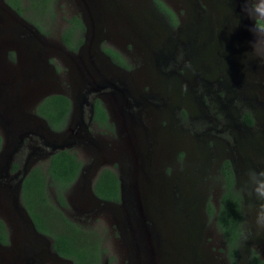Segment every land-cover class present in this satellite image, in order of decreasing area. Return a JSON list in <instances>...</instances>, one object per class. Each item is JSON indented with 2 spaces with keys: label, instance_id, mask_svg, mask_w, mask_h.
Returning a JSON list of instances; mask_svg holds the SVG:
<instances>
[{
  "label": "rangeland",
  "instance_id": "rangeland-1",
  "mask_svg": "<svg viewBox=\"0 0 264 264\" xmlns=\"http://www.w3.org/2000/svg\"><path fill=\"white\" fill-rule=\"evenodd\" d=\"M99 1L103 3V0H97V2ZM142 1L144 5H141ZM149 1L131 0L129 3L130 1L126 0H116L109 8H104L105 3L98 6L94 0H56L53 6V18L46 17L42 22L37 21L40 16L35 12L31 14L28 11L24 12L22 16L16 17L17 23L13 16L5 14L2 15V18L6 29L10 30L16 27L19 33L14 37L10 36L5 27H2L0 42H37V44L47 45L48 50H59L58 35L70 15L66 6L71 5L72 8L77 7L78 13L81 14L77 15L81 16L84 24L85 44L90 47L96 42L124 44L138 58H134L132 67L135 70V67L140 68V65H143L144 61H139L140 55L143 58V48L148 49L149 44L146 42L142 26L148 22L152 23V26L158 25V23L163 24L155 11L151 10ZM175 1L179 6H182L181 13L186 12L187 7L192 10L191 2L194 0ZM135 2L137 3L135 4ZM200 2L206 11L202 23L197 24L196 29L202 33L204 39L201 42H196L198 50L190 59H193L196 68L202 73L216 67L224 72H241L245 66L244 61L248 60L249 43L256 40L253 31L248 27L250 21L245 20L247 29L245 28L231 37H223L221 33H218V19L223 12L221 0H200ZM115 4L119 7L114 10L112 6ZM255 6L256 15L264 13V0H258ZM34 23H37L39 28ZM33 28L40 35L36 34ZM128 33L131 35L126 36ZM234 42L236 44H233ZM92 50L95 51V47H92ZM12 52L9 62H4L14 72H18L15 76H20L31 64L29 62L30 52L25 49L21 50L23 54L21 64H18L14 49ZM77 55L75 53L67 55L64 58L65 61L62 58L63 62L55 54L52 53L50 56V52H44L45 57L43 58L48 59L55 66L57 73V76H54L55 87L65 85L68 90H72ZM92 58L94 57L92 56ZM89 60L90 56L86 58L87 62ZM199 64L202 66L198 67ZM141 80L144 84L139 85L140 89L143 87L144 90H147L149 87H153L161 90L165 87L166 95L171 93L169 96L172 104L179 107L178 112L175 109L176 112L173 114L175 117L192 112L191 98L188 97L185 85L180 87L174 80H163L156 74L153 76L150 71H147L146 75H142ZM24 90L28 94L31 89L24 88ZM23 112L30 111L28 108H24ZM110 118L113 123L111 134L104 135L102 132L89 129L94 138V145L90 144L88 150L80 144L70 148L81 161L85 170L83 176L78 177L65 192L66 206L61 208V212L67 219L82 228L93 230L98 235L99 248L101 249L100 263L229 264L223 251V239L216 227L214 214L208 216L205 211L207 202L211 203L213 207L216 206L221 192L217 189L218 180L210 169L208 149L204 143L185 129L186 122L184 120H182V125L179 124L181 121L176 123L174 116L173 118L168 115L154 119H142V124L151 128L155 135L149 137H146L147 133L144 134L143 128L136 127L132 132L130 127L129 130L128 127L125 129L121 125L123 121L118 115H116L115 121L112 116ZM2 144L3 141L0 142V149ZM248 144V147L253 151L264 152V145L255 139H251ZM148 150L151 152L148 153ZM23 158L24 154L14 156L13 162L17 163V170L21 169ZM46 163L47 159L32 155L28 167L30 169L37 166L44 171ZM94 163L97 166L90 169ZM104 167L110 168L121 179L123 194L129 184L134 188L132 191H136L137 199H134L133 203L137 204L138 201V204L142 205L145 216V220L141 224L143 227H150L153 222L159 230L157 237L159 236L160 242L156 252L150 253L146 249L150 250V247L154 246L151 237L139 240L130 236V233L122 227L123 208L121 205L108 204L104 207L91 202L86 184L89 185L96 177L97 171ZM46 194L53 201L52 188L46 187ZM131 200V198L127 200L128 205L132 203ZM19 201L21 203L20 196ZM248 204L249 202H246L243 206L245 213L248 212ZM35 209H37L36 205ZM257 211L255 208L251 218L247 215L244 220L240 250L234 264H247L248 252L252 251L264 262V224H257ZM4 213L10 217L14 216L10 206L4 208ZM14 221L19 220L15 218ZM7 229L12 230L9 227ZM18 247L19 244L16 245L15 242L7 246L4 257L7 262L9 261V264H16L15 258L23 253V250ZM44 262L45 264H69L55 258L50 260L47 258Z\"/></svg>",
  "mask_w": 264,
  "mask_h": 264
},
{
  "label": "flooded vegetation",
  "instance_id": "flooded-vegetation-1",
  "mask_svg": "<svg viewBox=\"0 0 264 264\" xmlns=\"http://www.w3.org/2000/svg\"><path fill=\"white\" fill-rule=\"evenodd\" d=\"M115 1L116 0H106L105 2L111 4ZM126 1H130L129 3H131V0ZM155 1L163 4L170 11L171 16L169 17L167 14L159 11L155 5ZM257 1L258 0H250V3L255 4ZM23 2L24 0H19V3L25 5ZM149 2L150 7L154 9L158 18L167 28L166 35L159 42H172V46H165L169 48V51L167 48L162 49L163 59H161L162 65H160L159 70L162 73H175L180 79H183L182 77H186V81L188 82L190 90L194 96L195 105L197 106L196 111H192L191 113H187L183 116H178L177 113L178 117H175L174 115V119L176 123L181 121L179 123L180 125H182V120H184L186 122L185 129L190 131L195 138L200 139V141H202L208 149L209 165L211 164L210 169L213 171L216 179L218 180L217 189L220 190V192L222 191L224 182L222 165L224 162L229 164L232 172L233 187L238 191L241 197L240 213L242 214L243 234L244 220L247 215L251 218L255 208L257 210L264 209V202L256 200L251 194V184L249 182V177L252 173H256L258 178L264 179V177L260 176L261 173H264V152L253 151L250 147H248V142L251 139H255L258 143L264 145V64H262V62H264V35H259L258 39L254 40L256 52H253V42L249 43V48L247 50L248 60L244 61V58L243 61L245 66L241 72L226 73L216 67L214 69L208 68L209 70L202 73V76L194 75V73L188 69L189 67H187V62L189 60L191 61L190 58H193L195 55L192 45L196 42H201L204 39L202 38V33H199L196 29V25L202 23V18L206 11L204 6L201 4L200 0H194L191 2L192 10L190 7L189 9L187 7V11L181 13L180 8L182 6H179L175 0H150ZM136 3L137 2H135V4ZM138 3L140 4V1H138ZM110 4H106V6ZM235 4H237V7L233 9L232 12L239 14L234 17L230 16L229 19H227L224 14L230 13L231 11L226 6V0H221L223 12H221L218 19V33H221L223 37H231L243 29H247L245 20L248 22L250 21V29L252 30L253 28L252 20L248 18L244 11H242L243 7L247 8L250 12H252V9L248 4L244 3V0H236ZM2 5L4 7H8V9L16 16H19L5 2V0H0V7ZM141 5H144L143 1ZM66 9L68 13H70L68 18L73 15L80 14L78 13L79 9H77V7L72 8V6L69 5L66 6ZM254 14H256V11ZM80 15H77V17L81 22L82 29L77 30V28L72 26L70 27L71 30L69 35L72 41L75 43L77 37L81 38L80 43L76 45L74 50L67 48V46L61 41V29L58 35L60 49L52 51L51 49L48 50V48L44 47L41 51L44 52L45 50V53L50 52V56L53 53L63 61L65 56L74 53L79 54L81 51H84L88 56H91L90 53L93 51L92 47H95V51L98 50V52L103 56L108 57L112 66H116V68L122 73H127L133 70L134 67L132 66H134V58H136V55H133L124 44L122 45L118 42H96V46L92 47L85 44L83 38L84 24ZM0 22L3 21L0 19ZM64 25L63 29L67 26V23L65 22ZM233 44H236V42ZM104 48H109L118 53L125 61L128 68H124L112 61L111 58L103 51ZM158 48L159 47H156V50H158ZM12 49L13 48L9 45L6 46L4 42H0V54L3 55L4 61L9 62V54H13ZM143 60L145 59L140 55L139 61ZM45 61L47 62V65L51 67L55 76H57L54 64H52L48 59ZM191 62L192 63L190 64L192 66L194 61ZM136 68L137 67H135V69ZM102 76L104 75L101 74L98 78V87L95 89H91L89 87L90 84H88L89 80L87 78H82V76L78 78L79 82L75 89L72 88V90H68L65 85H57L56 91L45 92L44 95L33 105L30 111L37 118L43 120L47 124L42 117L36 114L35 108L46 96L61 94L66 96L70 101V109L64 126L59 130L67 129L72 125L74 126L83 122L87 125L88 130L91 129L96 132H100L92 121L93 102L95 100L100 102L102 108L105 110L107 121L113 124L110 117L112 116L115 121L117 114H114L116 113L117 107L114 106V103L111 100V85H109V80H113L110 82L113 85L121 83L118 78H113V76H106V79ZM106 80H108L107 83H105ZM14 85L18 88L20 82L19 84L14 83ZM154 94L155 93H151L149 89L144 90L143 87L141 88L140 93H126L124 95V101L127 102L128 107L125 110H122L121 114L123 112V116L126 115V117L138 115L139 117L141 116L143 120L153 119L150 114L151 112L148 111V108L141 109V104L136 105V101L137 99H142V101L148 102L153 106L158 104L161 100L163 101L164 97L161 93H158V96H155ZM79 97L80 99H78ZM2 99V95L0 94V100ZM176 111L178 112V109ZM176 111H174L173 114H175ZM19 125L23 127L22 131L25 133L21 135L19 148L13 153V158L14 156L24 154L23 163H25L31 159L32 155L42 159H47L52 153H54L52 152L51 154H48L50 151V147L48 146L49 143L44 137L35 131L34 122L29 118H24L22 115H19L17 120L15 119V122H12V125L10 124L11 129L9 133L6 134V139L11 140L13 138L17 131L16 127ZM180 125L179 127L181 128ZM2 141V138H0V142ZM11 166L7 175L2 179V182L5 184L14 183L20 176L19 174L17 176H13V173H15L17 169L12 170ZM101 169L102 168L97 171L96 175ZM116 177L119 179L117 175ZM246 185L247 190L245 189ZM119 201L120 199L117 202L110 203L115 205L119 203ZM246 202H249L247 213L244 212L243 208ZM0 221L5 227L7 238V242L5 244L0 243V245L8 246L10 244L12 231L7 229L8 226L2 217H0ZM42 237L47 238L52 243V240L49 237L44 234H42ZM250 253L251 252H248L247 255V264H249L248 257ZM57 258L63 263L71 262L69 259L63 258L59 255H57Z\"/></svg>",
  "mask_w": 264,
  "mask_h": 264
},
{
  "label": "water",
  "instance_id": "water-1",
  "mask_svg": "<svg viewBox=\"0 0 264 264\" xmlns=\"http://www.w3.org/2000/svg\"><path fill=\"white\" fill-rule=\"evenodd\" d=\"M94 1L98 6L105 3L104 8H109L110 5L115 3H106V0H103V3L100 1L97 2V0ZM235 1L236 0H226V6L231 11L230 13L224 14L226 15L227 19H229L230 16L234 17L235 15L239 14L232 12L233 9L237 7ZM106 4L110 5L106 6ZM112 7L115 10V8L118 9L119 6L115 4ZM151 10L154 12V9L151 8ZM5 14L13 16L16 20L15 22L17 23L16 17L18 16L12 13L8 9V7H4L2 5L0 7L1 21H3L2 15ZM12 23L14 24L13 21ZM0 25L1 34L2 27H5V25L3 22H0ZM144 25L142 26V28L144 29L143 33L144 36H146V42H148L149 44L148 49L145 50V47L143 48V58L145 60H143L144 63L143 65H140V68H136L135 70L133 69L127 73H122L121 71H119V69L116 68V66H112V63L108 57L103 56L98 51H91L90 60L88 62L86 61V58L89 56L86 52L81 51L77 55V62L74 68L75 76L73 77L71 87L73 89L77 87V84L79 82L78 78L80 76L89 80L88 84H90L89 87L91 89H95L96 87H98L97 80L101 74L104 75L102 77H104L105 79L106 76H113V78H118L121 83H118L117 85H113L112 83H110L113 80H109V85H111V100L113 101L114 106L117 107L115 114L121 117L123 121L121 122V125L125 129L128 127L129 130L130 127V130L132 132L136 129V127L138 129L143 128L144 134L146 135L147 133L146 137H149L155 135L151 131V128H147L142 124L141 116L139 117L138 115H131V117H126V115L123 116V112L121 114V111L125 110L128 107L127 102L124 101V95L126 93H140L141 89L139 88V85L142 86L143 83L141 80V76L146 75L147 71H150L153 76L156 74L163 80H174L180 87H184L185 85L188 97L191 98L193 107L192 111H196L197 106L195 105L194 96L192 91L190 90L188 82L186 81V77H182L183 79H180L175 73H162L159 70L160 65H162L161 59H163L162 49L167 48V50L169 51V48L165 46H172V42H159L166 35L167 28L165 27V25L159 23L155 26H152V23L149 22ZM248 27L250 28V24H248ZM33 29L36 34L40 35V33L35 28ZM5 30H7L6 27ZM7 32L10 36L13 37L15 36V34L17 35L19 33L16 27L15 29L12 28L10 30H7ZM130 35L131 34L128 33L126 36ZM4 44L6 46L9 45L15 50L18 64H21L23 62V54L21 53V50L29 49V62H31V64L22 75L15 76L16 74H18V72H14L13 69H10V66H6L3 55L0 54V94L3 98L2 100H0V133L3 140V144L0 149V212L1 217L6 222L7 226L12 229L10 244L12 242L14 244L15 242L16 245L19 244L18 249L23 250V253L19 254V256L15 258L16 264H44V261L47 258L49 260L51 258L58 259L57 254L52 249V243L47 238L42 237V234L35 229L30 217L19 201L21 182L23 177L29 170L28 164L31 159L28 160V162L23 163L20 170L18 169L15 173H13V176H17L18 174L20 175L14 183L5 184L2 182V179L7 175L10 169L11 163L13 161V153L16 152L19 148L21 135L25 132L22 131L23 127L19 125L16 127V134L12 139L10 138L11 140L6 139L5 136L11 129L10 124L12 125V122H15V119L17 120V117L19 115H22L24 116V118H29L34 122L35 131H37L38 134L44 137L49 143L48 146L50 147V151L48 152V154H51L52 152L58 150L70 149L71 147L77 146L79 144L83 145L84 148L88 150L90 144L94 145V138L90 134L87 125L83 122L74 126L72 125L67 129L52 130L43 120L37 118L30 111L33 105L44 95L45 92L56 91V87L54 84L55 74L53 70H51V67L47 65V62L45 61L46 59L43 58L45 57V50L44 52L41 51L42 48H47V45L41 43L37 44V42L12 41L4 42ZM93 46H96V44H94ZM156 47H159L158 50H156ZM192 47L196 52V43H194ZM92 56L94 58H92ZM191 61H193V59ZM191 61L189 60L187 62V67H189L188 69H190L194 73V75L202 76V72L196 68L195 63H193V65L191 66ZM199 66L202 65L199 64L198 67ZM22 80L23 84L21 85ZM19 82L20 85L17 88L14 83L19 84ZM107 82L108 80L105 81V83ZM24 88H30L31 90L28 94H26V90H24ZM149 91L151 93H155V96H158V93H161L164 97L163 101L161 100L158 104H155L153 106L148 102L142 101V99H137L136 105L141 104V109L148 108V111L151 112L150 114L152 115L153 119L168 115L173 118L175 109L177 110L179 109V107L170 104L172 100L169 94L171 93L166 95L165 90H159L158 88L153 87H149ZM78 99H80V97ZM24 108H28L30 112H23ZM148 146L150 145L148 144ZM95 147L97 149V142ZM149 151L150 150H148V153ZM96 166L97 165L94 163L92 166H90V169L95 168ZM84 170L85 169L82 167L78 177L83 176ZM118 180L120 201L115 205H121V207L123 208V214L121 216L122 227L130 233V236H134L139 240H146L148 239V237H151L152 241L154 242V246L150 247V250L149 248L146 249L150 251V253L154 251L156 252V249L158 248L160 242L159 236L157 237V235L159 234L158 227L150 220L149 221L151 222L152 226L150 225V227H143V225L141 224L145 220V216L142 210L143 207L142 205L138 204V201L136 202L137 204L133 203V200L137 199L136 191H132L134 190V188L130 187L131 184L127 185V189L124 188L125 194L127 195L125 197V194H123L124 190L121 179L119 178ZM86 185L88 186L86 190L88 191L92 203L104 207L108 204H112L110 202L98 199L92 193L91 183H89V185L87 183ZM127 197L132 199V203H130L129 205L127 203V200H129V198L127 199ZM7 206H10V209H13L14 216L10 217L6 213H4V208ZM15 218L19 221H14ZM144 247L146 246L144 245ZM6 249L7 246L0 245V264H9V261L7 262L6 258L4 257ZM68 263L72 264V262Z\"/></svg>",
  "mask_w": 264,
  "mask_h": 264
},
{
  "label": "trees",
  "instance_id": "trees-1",
  "mask_svg": "<svg viewBox=\"0 0 264 264\" xmlns=\"http://www.w3.org/2000/svg\"><path fill=\"white\" fill-rule=\"evenodd\" d=\"M56 0H24L25 5L19 0H5V2L19 15L24 12H35L39 14L37 21L53 18V6ZM157 9L169 17L170 11L160 2L155 1ZM67 26L60 33L61 41L67 48L74 50L80 43L81 38L72 41L69 33L70 27L82 29L81 22L77 15H73L65 20ZM34 25L39 28L37 23ZM103 51L116 64L128 68L123 58L118 53L109 48ZM12 58V54H9ZM70 101L61 94H52L43 98L35 108L38 116L42 117L52 130H59L64 126L69 113ZM92 121L100 132L111 134L113 127L107 121L105 110L100 102H93ZM20 156V155H19ZM223 186L217 199L216 207L211 203L206 204L205 211L208 216L214 214V220L220 232L224 254L229 264L234 261L239 254L240 240L242 235V214L240 213V195L233 187L232 172L227 162L223 163ZM82 168L81 161L76 157L71 149L58 150L47 158L45 170L39 167H31L21 182L20 200L21 204L30 217L35 229L52 240L53 251L69 259L72 264H101L99 261V237L93 230L85 229L78 224L67 219L61 212V208L66 206L64 199L65 192L78 178ZM12 170L17 169V163L13 162ZM46 187L52 188L53 201L46 194ZM92 193L100 200L107 202H117L119 200V180L110 168H102L91 184ZM35 205L37 209H35ZM85 234V236H83ZM89 236V238H88ZM7 242L6 231L0 221V243ZM249 264H263L261 258L254 253L248 257Z\"/></svg>",
  "mask_w": 264,
  "mask_h": 264
},
{
  "label": "clouds",
  "instance_id": "clouds-1",
  "mask_svg": "<svg viewBox=\"0 0 264 264\" xmlns=\"http://www.w3.org/2000/svg\"><path fill=\"white\" fill-rule=\"evenodd\" d=\"M244 3L248 4L252 9V12H250L247 8L243 7L242 11H244L248 18L252 20V31L255 38L258 39L259 35H264V13H261L259 15L254 14L256 11V6L254 3H250V0H244ZM252 48L253 52H256L254 42L252 44ZM260 176L264 177V173H261ZM249 182L251 184V194L255 197L256 200L264 202V179L258 178L256 173H252L249 177ZM256 222L258 225L264 224V209L257 211Z\"/></svg>",
  "mask_w": 264,
  "mask_h": 264
},
{
  "label": "bare ground",
  "instance_id": "bare-ground-1",
  "mask_svg": "<svg viewBox=\"0 0 264 264\" xmlns=\"http://www.w3.org/2000/svg\"><path fill=\"white\" fill-rule=\"evenodd\" d=\"M165 88V87H164ZM164 88H163V90H164ZM171 105H172V102L170 103Z\"/></svg>",
  "mask_w": 264,
  "mask_h": 264
}]
</instances>
